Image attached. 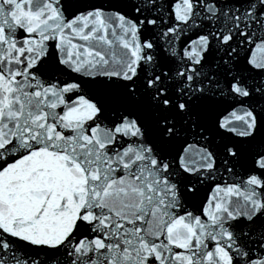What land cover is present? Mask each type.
I'll use <instances>...</instances> for the list:
<instances>
[{"label":"snow or ice","instance_id":"snow-or-ice-1","mask_svg":"<svg viewBox=\"0 0 264 264\" xmlns=\"http://www.w3.org/2000/svg\"><path fill=\"white\" fill-rule=\"evenodd\" d=\"M0 264H264V0H0Z\"/></svg>","mask_w":264,"mask_h":264}]
</instances>
